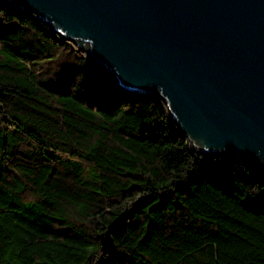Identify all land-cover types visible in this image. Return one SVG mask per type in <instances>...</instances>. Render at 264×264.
<instances>
[{"label":"trees","instance_id":"trees-1","mask_svg":"<svg viewBox=\"0 0 264 264\" xmlns=\"http://www.w3.org/2000/svg\"><path fill=\"white\" fill-rule=\"evenodd\" d=\"M219 196L264 229V173L197 154L164 100L0 4V264H225Z\"/></svg>","mask_w":264,"mask_h":264},{"label":"water","instance_id":"water-1","mask_svg":"<svg viewBox=\"0 0 264 264\" xmlns=\"http://www.w3.org/2000/svg\"><path fill=\"white\" fill-rule=\"evenodd\" d=\"M0 4L35 13L122 90L164 100L197 154L264 173V0Z\"/></svg>","mask_w":264,"mask_h":264},{"label":"rangeland","instance_id":"rangeland-1","mask_svg":"<svg viewBox=\"0 0 264 264\" xmlns=\"http://www.w3.org/2000/svg\"><path fill=\"white\" fill-rule=\"evenodd\" d=\"M216 200L221 209L220 225L217 227L218 232H215L216 258L225 264L245 260L264 264V229L221 196L216 197Z\"/></svg>","mask_w":264,"mask_h":264}]
</instances>
